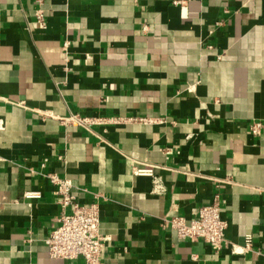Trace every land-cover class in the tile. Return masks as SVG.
Masks as SVG:
<instances>
[{
    "label": "crops",
    "instance_id": "crops-1",
    "mask_svg": "<svg viewBox=\"0 0 264 264\" xmlns=\"http://www.w3.org/2000/svg\"><path fill=\"white\" fill-rule=\"evenodd\" d=\"M48 174L98 205L103 264H264V0H0V264H85L48 255ZM216 195L218 253L163 226Z\"/></svg>",
    "mask_w": 264,
    "mask_h": 264
},
{
    "label": "built area",
    "instance_id": "built-area-1",
    "mask_svg": "<svg viewBox=\"0 0 264 264\" xmlns=\"http://www.w3.org/2000/svg\"><path fill=\"white\" fill-rule=\"evenodd\" d=\"M38 5H42L44 0H35ZM177 3V1H174ZM44 11L38 9L36 12L37 23L44 25ZM65 48L67 43L64 44ZM126 121H137L142 123H152L148 118H127ZM62 124L93 125L102 124L106 121L101 117H86L80 114L70 113L68 116L60 118ZM259 123H255L251 130L254 134L258 132ZM134 175L147 176L151 179L152 193L162 194L165 188L159 176L153 172L150 165L133 166ZM49 181L54 186L53 194L57 198V203L61 207L59 225L52 230L44 239L48 255L53 259L72 260L82 258L85 264H103L102 250L106 247L108 239L99 232V207L96 203L89 205L79 204L75 195V186L68 178H60L55 174L47 175ZM23 197L27 200L39 199V191H27ZM66 210H69L68 212ZM163 226L175 232L181 239L192 241L201 239L209 244L212 250L218 253L223 247L228 245L224 236L226 222L221 217V209L218 196L206 204L200 206L195 215L186 221L184 217H172L164 220ZM252 237H245V244L242 252L251 248ZM232 252L238 250L232 247Z\"/></svg>",
    "mask_w": 264,
    "mask_h": 264
}]
</instances>
